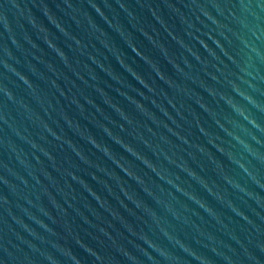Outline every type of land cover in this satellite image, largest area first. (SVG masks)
<instances>
[{
    "label": "water",
    "instance_id": "water-1",
    "mask_svg": "<svg viewBox=\"0 0 264 264\" xmlns=\"http://www.w3.org/2000/svg\"><path fill=\"white\" fill-rule=\"evenodd\" d=\"M0 259L264 264V0H0Z\"/></svg>",
    "mask_w": 264,
    "mask_h": 264
},
{
    "label": "clouds",
    "instance_id": "clouds-1",
    "mask_svg": "<svg viewBox=\"0 0 264 264\" xmlns=\"http://www.w3.org/2000/svg\"><path fill=\"white\" fill-rule=\"evenodd\" d=\"M45 6L48 7L47 4H45ZM118 62H119V61H118ZM110 150L112 151V149H110ZM125 151H126V150H125ZM0 264H7V261L4 260V259H0ZM77 264H79L78 261H77Z\"/></svg>",
    "mask_w": 264,
    "mask_h": 264
}]
</instances>
